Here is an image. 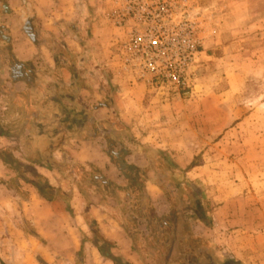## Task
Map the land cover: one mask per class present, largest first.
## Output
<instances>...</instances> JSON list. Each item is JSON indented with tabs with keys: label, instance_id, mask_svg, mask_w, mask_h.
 Returning a JSON list of instances; mask_svg holds the SVG:
<instances>
[{
	"label": "rangeland",
	"instance_id": "1",
	"mask_svg": "<svg viewBox=\"0 0 264 264\" xmlns=\"http://www.w3.org/2000/svg\"><path fill=\"white\" fill-rule=\"evenodd\" d=\"M141 1L151 4L155 0H132V3L137 5ZM164 1L173 10L175 20L187 21L195 29L198 54L189 66L183 88L150 87L124 69L119 46L124 41L125 30L115 26L112 20L116 0H85L89 19L104 24L98 36L86 32L87 28L75 32L79 23L74 21L69 23L70 29L48 34L47 38L51 40L54 53L71 68L78 86L92 89L97 84L105 86L108 94L100 102L110 104L113 94V84L102 82L96 74L97 63L101 61L97 59L98 54L107 49L108 58L105 64L101 62L106 74L108 67H117L120 73L131 77L134 84H143L163 104L170 105L162 110L164 127L179 133L185 142L191 138L194 142L196 156L185 169L178 168L167 152L153 155V160L158 159V171L149 176L150 167L141 170L128 166L126 161L131 159L125 160L126 153L138 149V144L118 116L104 126L89 127L87 133L82 130L85 121L65 120L62 125L53 126L51 113L58 109L52 112L40 109L43 98L38 93L14 85L7 68L10 70L17 62L6 44L0 43V131L13 137L22 135L28 115L34 112L44 116L48 131L61 130L63 137L71 135L80 139L88 134H102V146L117 155L110 158L109 169L76 164L69 159L54 163L57 178L51 187L56 189V198L51 205L35 207L39 208L37 218L40 220L32 224L21 218L0 217V264H103L98 246L107 254L121 258L120 264H129L127 261H132V256L135 264H156L143 246L146 222L138 213L140 206L146 207L142 192L146 193L144 183L148 177L163 186V190H157L160 198L150 202L158 217L169 212L166 195L175 208L184 210V217L197 236L204 230L199 223L214 226L215 217L222 227L221 237H199L208 242L209 252L218 262L232 260L245 264L225 250L228 246L234 247L231 246L234 230H247L252 235L264 229V0ZM2 19L7 21L0 15V25ZM136 21L132 15V28L141 26ZM73 34L77 40L93 36L89 56L78 50L80 43L73 39ZM4 107L9 108L2 109ZM72 114L71 120L77 113ZM11 141L13 143L8 144L0 140V151L7 150L19 164L31 167L33 161L47 162L46 155L32 153L28 144L31 140ZM139 159L142 161V157H132V165ZM191 164L202 167V180H191V175H186L187 170L193 168ZM14 171V178L0 180V184L26 198L20 175L25 179L32 177L25 168L19 173ZM198 204L205 223L194 216ZM49 216L53 218L48 220ZM110 229L120 233L124 244L113 241V246L109 247L94 234L97 231L108 239L106 234ZM253 239L250 237L245 244L247 256L255 257L253 261L248 258V264H264V238L260 251L256 249L260 245Z\"/></svg>",
	"mask_w": 264,
	"mask_h": 264
},
{
	"label": "crops",
	"instance_id": "2",
	"mask_svg": "<svg viewBox=\"0 0 264 264\" xmlns=\"http://www.w3.org/2000/svg\"><path fill=\"white\" fill-rule=\"evenodd\" d=\"M88 12L90 11H88V4L85 0H0V15L7 18V21L5 19L1 20L3 24L0 25V34L4 33V36H0V43L6 44L11 57L15 59L24 74V76H21V80H15L10 75L9 68H7L11 81L16 86H23V90L32 89L33 93H38L43 98L39 106L40 109L45 111L48 109L51 112L53 109H58L57 112L51 113L54 117L53 126L62 125L65 120L72 123L85 121L82 124V130L87 133L86 130L89 127L91 128L94 125L104 126L118 116L119 122L129 128L130 137L132 138L133 134L138 144V149L126 153L125 160L127 158L131 159V161H126V164H129L128 166L144 170L143 168L150 167L149 165L152 163L153 155L156 152H167L173 157L178 168L185 169L196 156L193 139L191 138L187 143L181 138L182 136L180 137L179 133L164 127L162 110H167L170 105L163 104L157 96L153 95V91L148 90L143 84H134L132 78L120 73L117 67H108L109 72L105 73L101 62L103 64L104 60L108 58L107 53H105L107 49L98 54L97 59H101V61L97 63L96 74L102 82L106 81L108 84L110 82L113 84L111 85L113 94L110 96L112 99L110 104L100 102L108 94L105 86L97 84L94 86L95 89L90 86H78L71 68L66 62L62 61L61 57L54 53L51 40L47 38L48 34H56L62 29H70V22L78 21L79 24L76 25L78 30L75 27V32H81L87 28L88 31L86 30V32H90V34H97L96 36L100 34V26L104 24L93 23L89 19ZM26 22L30 23L33 33L37 37L35 44L24 32V26L28 25ZM72 37L77 43H80L78 46L80 52H84L88 56L92 53L90 48L94 42L92 35L79 40L74 34ZM62 39L64 38L62 37ZM65 41L67 40L65 39ZM98 41L96 37L95 42ZM91 93H93L91 95L92 100L90 99ZM90 102H95V104L92 105ZM29 106L31 107L30 104ZM7 108L9 107L2 109L7 110ZM72 113L77 114L75 119L71 120ZM43 117L30 112L22 135L17 137L0 136V140H4L8 144L13 143L11 140H31L28 144L33 151L32 153L48 157L46 163L33 161L31 167L36 173L44 176L49 186H54L53 181L57 178L54 172V163L59 164L68 159L76 164H90L97 166L99 169L102 167L109 169L110 158L106 154V148L100 143L101 138H103L102 134H94L95 136L88 134L80 137V139L71 135L63 137L60 133L61 130L48 131L49 127ZM78 129H80L79 126ZM132 157H142V161L139 159V162L132 165ZM201 168L200 166L193 167L187 170L186 175L190 174L191 180H202ZM147 171L148 176L150 173H155L154 169ZM15 176L16 171L0 160V180L8 181ZM28 180L32 181L33 179ZM20 183L27 192L26 198L20 197L12 190L7 189L5 185L0 184V217L6 219L21 218V220L30 221L34 224L37 222V216L39 215V208L35 207H46V205L53 204L54 201H46L41 198L30 183L22 180ZM144 188L150 202L160 198L157 193V190L160 191L158 182H153L150 177L146 179ZM152 207L155 208L154 204H152ZM167 213L168 210L164 214ZM51 216H54V213H51ZM51 216L48 217V220L53 218ZM213 221L214 226L209 227L198 222L204 229L203 233L198 235L206 239H219L221 237L220 228L222 227L215 217ZM249 222L253 223V221ZM233 233H235V238L231 240V235L229 239L231 240V246L234 245V247L228 246L225 251L231 253L232 258L234 257L240 262L248 264V258L253 261L255 257L247 256L245 244L250 237H254L253 240H256L260 245L256 249L260 251L263 245L264 229L255 231L252 234L253 236L249 235L247 230L242 229L234 230ZM37 234L39 233L37 232ZM106 235L108 239L101 234L105 240L112 242V244L113 241L117 244H121L123 241L120 233L114 231V229H110ZM122 244L124 243L122 242ZM122 258L124 257L122 256ZM103 260V264H113L106 257H103ZM134 261L135 258L132 256V261L127 262L135 264Z\"/></svg>",
	"mask_w": 264,
	"mask_h": 264
},
{
	"label": "built area",
	"instance_id": "3",
	"mask_svg": "<svg viewBox=\"0 0 264 264\" xmlns=\"http://www.w3.org/2000/svg\"><path fill=\"white\" fill-rule=\"evenodd\" d=\"M116 1L112 20L125 30L119 46L124 69L150 87L183 88L198 54L195 29L187 21L175 20L164 0L137 5L132 0ZM132 15L141 26L132 28Z\"/></svg>",
	"mask_w": 264,
	"mask_h": 264
},
{
	"label": "trees",
	"instance_id": "4",
	"mask_svg": "<svg viewBox=\"0 0 264 264\" xmlns=\"http://www.w3.org/2000/svg\"><path fill=\"white\" fill-rule=\"evenodd\" d=\"M0 136H6L5 133L0 131ZM106 154L109 158H114L117 155L112 151H107ZM158 155V154H156ZM0 160L8 166H13L19 173L20 169L25 168L26 172L32 177V181L25 179L20 175V179L24 182L30 183L36 189L38 195L46 201L55 200L56 189L49 186L48 183L42 179L32 167H25L16 161L12 155L7 151H0ZM157 158L152 159L151 169L157 170ZM124 165V163H123ZM190 166L193 167V164ZM127 167V166H126ZM22 174V173H21ZM159 188L163 190V186L158 184ZM143 200L146 201V207H139V215L141 219L146 222L147 235L143 240V246L148 250L149 255L153 258L156 264H240L237 261L225 260L218 262L213 253L209 252V244L201 237L195 235L191 229V224L186 220L184 210L182 208H175L173 201L166 195L170 209L164 216L158 217L154 213V209L150 203L149 198L142 192ZM196 219L206 222L204 213L202 212L199 204L195 206ZM98 239L105 245L112 247L113 244L106 241L99 235L97 231L94 233ZM132 238L134 236L132 235ZM99 253L108 259L113 264H120L121 258L114 257L112 254H107L102 246L97 247ZM127 264V263H125Z\"/></svg>",
	"mask_w": 264,
	"mask_h": 264
},
{
	"label": "flooded vegetation",
	"instance_id": "5",
	"mask_svg": "<svg viewBox=\"0 0 264 264\" xmlns=\"http://www.w3.org/2000/svg\"><path fill=\"white\" fill-rule=\"evenodd\" d=\"M0 36L3 37V36H4V33H1ZM10 75H12V77H13L14 79H16V80H21V79H22L21 76H22V75L24 76V74H23V72H22L20 66L18 65V63L13 64V66H11V69H10ZM125 176H127V175H125ZM128 177H129V176H128ZM128 177H127V178H128Z\"/></svg>",
	"mask_w": 264,
	"mask_h": 264
},
{
	"label": "water",
	"instance_id": "6",
	"mask_svg": "<svg viewBox=\"0 0 264 264\" xmlns=\"http://www.w3.org/2000/svg\"><path fill=\"white\" fill-rule=\"evenodd\" d=\"M28 23V22H26ZM24 32L26 33V35L29 37V39L31 40L32 43H36L37 42V37L36 35L33 33V30L31 28L30 23H28L27 26H24Z\"/></svg>",
	"mask_w": 264,
	"mask_h": 264
}]
</instances>
